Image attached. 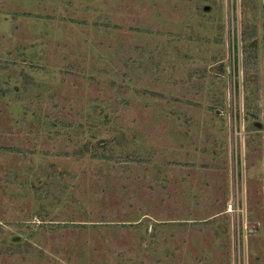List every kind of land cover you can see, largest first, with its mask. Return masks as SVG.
Instances as JSON below:
<instances>
[{
  "label": "rangeland",
  "instance_id": "1",
  "mask_svg": "<svg viewBox=\"0 0 264 264\" xmlns=\"http://www.w3.org/2000/svg\"><path fill=\"white\" fill-rule=\"evenodd\" d=\"M0 264H264V0H0Z\"/></svg>",
  "mask_w": 264,
  "mask_h": 264
}]
</instances>
